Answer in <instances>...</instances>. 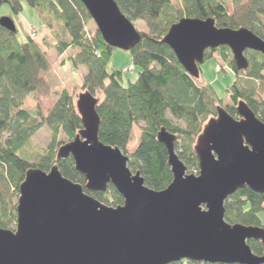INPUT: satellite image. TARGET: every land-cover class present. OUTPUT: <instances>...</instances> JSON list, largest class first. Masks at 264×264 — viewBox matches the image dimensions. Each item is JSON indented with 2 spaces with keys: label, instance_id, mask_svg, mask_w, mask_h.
Segmentation results:
<instances>
[{
  "label": "water",
  "instance_id": "1",
  "mask_svg": "<svg viewBox=\"0 0 264 264\" xmlns=\"http://www.w3.org/2000/svg\"><path fill=\"white\" fill-rule=\"evenodd\" d=\"M81 1L108 45L131 50L140 42L141 32L116 0ZM0 25L18 31L11 16ZM162 42L195 79L207 49L228 47L238 71L249 69L247 51L264 56L263 38L246 27H218L212 17H184ZM98 104L89 91L78 95L83 127L57 151V160L73 157L85 185L65 177L58 163L49 171L28 169L19 187L16 228L0 227V264H264V253L255 254L248 243L264 244V227L225 219V202L237 190L264 193V122L245 101H239L237 117L218 105L205 124L194 145L197 174L188 173L176 151L178 135L160 129L157 138L173 173L161 191L146 186L119 147L100 140ZM110 184L122 204L109 206L86 192H105Z\"/></svg>",
  "mask_w": 264,
  "mask_h": 264
},
{
  "label": "trees",
  "instance_id": "2",
  "mask_svg": "<svg viewBox=\"0 0 264 264\" xmlns=\"http://www.w3.org/2000/svg\"><path fill=\"white\" fill-rule=\"evenodd\" d=\"M116 2L132 22L144 21L149 29L140 31V42L130 50L139 75L128 85L123 84L121 72L110 70L114 47L105 42L99 29L96 27L94 34L86 35L85 24L93 19L81 0H0V7L9 5L15 15H20L26 6L34 9L41 26L51 29L55 38V43L45 39L44 50L31 36L20 42L18 32L0 25V167L2 182L7 188H13L15 195L19 193L26 171L32 167L49 171L58 163L65 177L83 185L86 183L72 156L57 160V149L73 140L83 127L75 105V88L62 90L47 116L40 108L33 110L24 106L29 95L38 91L44 82L42 74L50 71L47 49L54 47L58 55L78 49L71 59L75 66L82 65L87 70L82 90L99 98L100 140L119 147L129 156L130 168L141 172L146 186L161 191L172 183L173 173L168 150L157 138L160 129L166 127L178 135V155L192 173L198 172L194 145L207 121L216 116L217 106L224 105V99L215 88L211 84H199L201 79L193 78L173 50L162 42L169 28L184 17H212L218 27H246L264 39V0H246L245 3L233 0L232 13L224 0H182L181 5L173 0ZM216 54L225 59L235 74L234 82L226 90L230 103L225 108L237 116V105L243 100L264 122V102L257 99V95L264 92V56L249 51V69L240 72L228 47L207 49L206 60ZM127 68L125 72L129 71ZM141 123L138 144L134 152L128 154L133 128ZM44 125L51 130V143L45 153L33 152L30 150L32 137ZM86 192L111 206L124 202L112 184L105 192ZM3 202L0 186V227L9 228L16 215ZM225 208L228 223L259 226L264 193L254 192L249 187L239 189L227 198ZM248 243L255 254L264 253L261 241L251 239ZM170 264L226 263L186 259Z\"/></svg>",
  "mask_w": 264,
  "mask_h": 264
},
{
  "label": "rangeland",
  "instance_id": "3",
  "mask_svg": "<svg viewBox=\"0 0 264 264\" xmlns=\"http://www.w3.org/2000/svg\"><path fill=\"white\" fill-rule=\"evenodd\" d=\"M176 5H181L182 0H173ZM230 12L232 13L234 10L233 0H224ZM246 0H244V3ZM25 12H22L20 15H23L25 19L29 22L30 26V34H27L25 28L23 27L19 15L13 14L9 5L5 4L0 7V19L4 16H12L18 34L17 37L20 42L26 41L28 35L31 36L37 43L42 45L43 49L46 48L44 45V40L39 39V33L42 32H51V29L43 27L45 29H41L38 25H33V23L29 20V15L32 16L31 13L35 14V10L29 7H25ZM32 11V12H31ZM37 14V13H36ZM134 22V21H133ZM137 30L139 31H149L147 25L144 21H135L133 23ZM41 25V24H40ZM96 23L91 21L85 24V32L94 34L96 31ZM36 29V30H35ZM36 31V34H35ZM55 43L54 36L52 37ZM54 48V47H53ZM53 48L47 49L46 52L48 61L50 63V71L46 74H42L44 77V82L42 83L41 87L38 91L31 93L28 99L25 102V107L28 109H38L40 108L45 116H47L51 109L54 107L56 100L58 99L59 94L64 89H68L69 91L76 90V97L80 93L85 92L82 90L81 85L83 83V77L86 74V68L82 65L75 66L72 62L71 56L77 52V48L70 49L67 55L63 58V61L58 59L56 56V52ZM45 50V49H44ZM248 58L250 56L249 51L246 53ZM223 60L222 57L216 54L213 58L205 60L204 64L201 67V81L198 82L199 84L209 85L211 84L215 90L217 91L220 98L224 99V105L230 103L227 87L232 84L235 80V74L230 69L228 63ZM134 64L133 55L130 50H123L120 48H114L112 57L109 62L110 70H116L122 73L123 77V84L128 85L130 81H135L139 75V69L136 67L133 71H126L125 68L131 67ZM228 66V67H227ZM220 68V72L219 69ZM223 69H228L229 72L223 71ZM261 94L257 95V99L261 102H264V92L261 91ZM101 97V96H100ZM143 124H139L134 126L132 131V139L128 144V154L134 152V148L138 144L140 135H141V127ZM52 140L51 130L47 125H44L33 137H32V144L30 150L36 153L46 152L48 146L50 145ZM62 140V138H61ZM59 149V148H58ZM57 149V150H58ZM186 164V163H185ZM187 165V164H186ZM188 166V165H187ZM195 171V170H194ZM188 173H192L188 167ZM197 174V171L194 172ZM2 169L0 167V186L3 189L4 195V204L8 207L9 211L16 213V207L19 199L18 195H15V191L13 188H7L4 183L2 182ZM105 203V202H103ZM107 204V203H105ZM108 205V204H107ZM111 206V205H109ZM1 214V211H0ZM261 222L264 224V211L259 215ZM16 228V217L13 220V223L10 225L9 229L14 230Z\"/></svg>",
  "mask_w": 264,
  "mask_h": 264
},
{
  "label": "crops",
  "instance_id": "4",
  "mask_svg": "<svg viewBox=\"0 0 264 264\" xmlns=\"http://www.w3.org/2000/svg\"><path fill=\"white\" fill-rule=\"evenodd\" d=\"M26 10H24L23 12H25ZM32 12V11H31ZM26 13V12H25ZM32 14V16H30L29 15V20H30V22L31 23H33V25L35 24V25H38L41 29H45V28H43L44 26L42 25H40V19H39V17H38V15L36 14V12H35V14H33V13H31ZM19 17L21 18L20 19V21H21V23H22V25H23V27L25 28V31L27 32V34H30V28L32 27L30 24H29V22L25 19V17L23 16V15H19ZM31 26V27H30ZM29 36V35H28ZM53 34H52V31L51 32H42V33H39V39L40 40H44L45 41V39L47 40V41H50V42H54V40H53ZM70 50V49H69ZM69 50H67L65 53H63V54H61V55H58L57 53H56V56L58 57V59H60V60H62L63 61V58L67 55V53H68V51Z\"/></svg>",
  "mask_w": 264,
  "mask_h": 264
},
{
  "label": "built area",
  "instance_id": "5",
  "mask_svg": "<svg viewBox=\"0 0 264 264\" xmlns=\"http://www.w3.org/2000/svg\"><path fill=\"white\" fill-rule=\"evenodd\" d=\"M35 30H36V29H35ZM35 34H36V31H35ZM87 36H90V34L87 33ZM127 70H129V71H133V70H134V66H131V67L127 68Z\"/></svg>",
  "mask_w": 264,
  "mask_h": 264
},
{
  "label": "flooded vegetation",
  "instance_id": "6",
  "mask_svg": "<svg viewBox=\"0 0 264 264\" xmlns=\"http://www.w3.org/2000/svg\"><path fill=\"white\" fill-rule=\"evenodd\" d=\"M238 106V105H237ZM237 116H238V114H237ZM237 116H235V117H237ZM259 226H263L264 227V224L263 223H261V225H259Z\"/></svg>",
  "mask_w": 264,
  "mask_h": 264
},
{
  "label": "bare ground",
  "instance_id": "7",
  "mask_svg": "<svg viewBox=\"0 0 264 264\" xmlns=\"http://www.w3.org/2000/svg\"><path fill=\"white\" fill-rule=\"evenodd\" d=\"M207 51V50H206Z\"/></svg>",
  "mask_w": 264,
  "mask_h": 264
}]
</instances>
